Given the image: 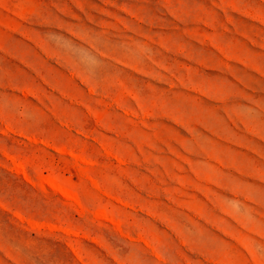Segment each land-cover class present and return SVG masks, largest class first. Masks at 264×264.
Segmentation results:
<instances>
[{"label": "rangeland", "instance_id": "1", "mask_svg": "<svg viewBox=\"0 0 264 264\" xmlns=\"http://www.w3.org/2000/svg\"><path fill=\"white\" fill-rule=\"evenodd\" d=\"M0 264H264V0H0Z\"/></svg>", "mask_w": 264, "mask_h": 264}, {"label": "bare ground", "instance_id": "2", "mask_svg": "<svg viewBox=\"0 0 264 264\" xmlns=\"http://www.w3.org/2000/svg\"><path fill=\"white\" fill-rule=\"evenodd\" d=\"M43 180L50 188L57 190L58 192H60L65 197L72 198V194H70L66 189L61 187L56 181L49 180L48 178L43 179Z\"/></svg>", "mask_w": 264, "mask_h": 264}]
</instances>
